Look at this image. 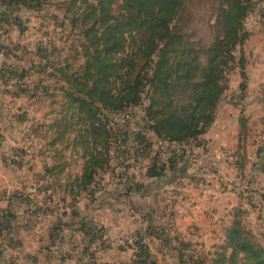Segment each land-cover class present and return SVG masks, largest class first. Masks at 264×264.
<instances>
[{
  "label": "rangeland",
  "instance_id": "obj_1",
  "mask_svg": "<svg viewBox=\"0 0 264 264\" xmlns=\"http://www.w3.org/2000/svg\"><path fill=\"white\" fill-rule=\"evenodd\" d=\"M168 1L24 0L5 6L0 0L1 205L16 201L25 218L77 209L90 234L67 236L74 243L65 248L84 247L82 263L141 261L135 241L142 223L150 217L165 220L171 212L158 191L160 178L146 175L152 157L164 160L171 149L155 135L151 121L199 117L203 71L213 65L223 92L235 74L243 77L253 54L254 13L264 11V0H244L242 39L227 43L229 49L219 41L226 33L228 0H175L171 9ZM167 10L171 39L152 54L153 36L164 33L159 18ZM103 37L112 74L105 90L118 89L128 72L125 78L143 81L138 103L106 107L97 101L99 90L89 88L99 78L93 67ZM137 47H143L138 55ZM155 69L150 99L147 79ZM40 243L49 247L48 235ZM146 243L155 247L157 240L149 237ZM186 243L179 245L182 256L168 247L152 256L158 264L209 263V252L199 251L200 241ZM227 257L226 264H254L241 252Z\"/></svg>",
  "mask_w": 264,
  "mask_h": 264
},
{
  "label": "crops",
  "instance_id": "obj_2",
  "mask_svg": "<svg viewBox=\"0 0 264 264\" xmlns=\"http://www.w3.org/2000/svg\"><path fill=\"white\" fill-rule=\"evenodd\" d=\"M250 43L253 54L246 57L245 78L240 73L233 76L217 102L211 124L194 141L168 144L171 149L165 157L172 153L180 156L174 168L159 177L158 191L164 197L165 209L171 212L165 220H144L139 234L145 242L149 241V227L156 224L174 239L173 246L179 248L177 238L190 245L196 239L201 243L200 252L212 253L216 245L224 243L225 230L239 213L243 227L258 243H264L263 10L254 13ZM7 200L6 205L0 200V264H88L82 263L87 254L80 244L68 251L65 248L74 243L67 236H85L79 229L82 218L77 209L70 214L64 206L60 212L49 211V216L36 218L32 213L25 218L17 212L19 203ZM46 235L49 247L40 243ZM25 236H29L28 245L24 244ZM37 241L39 245H35ZM209 243L213 246L208 247ZM147 246L151 254L167 251L160 240L156 248Z\"/></svg>",
  "mask_w": 264,
  "mask_h": 264
},
{
  "label": "trees",
  "instance_id": "obj_3",
  "mask_svg": "<svg viewBox=\"0 0 264 264\" xmlns=\"http://www.w3.org/2000/svg\"><path fill=\"white\" fill-rule=\"evenodd\" d=\"M21 1L24 2V0H1V4L10 6V4H18ZM174 1L175 0L168 1V9L172 8V4L174 3ZM226 8L227 10L224 11V28L226 30V33L219 41L221 44L229 43L231 46L235 45L237 42H241L242 35L240 33V23L247 12V5L244 0H228V2L226 3ZM169 12L171 13V11L167 10V12H164L159 18V20H161L159 28L160 31H163L164 33H159V35L153 36V42L155 46L150 51V53L152 54L157 53V51L161 52L162 49L159 48V44L163 43V46H165L167 40L171 39V32L169 30L170 20H166L164 15L165 13ZM102 40V45H100L99 49H96V51L98 52V58L95 59L96 64L93 67L95 74L97 75V77L99 76V78L96 79L95 86H91L89 88H91V90H99V96L101 97H99L97 101L99 103H102L106 107L121 109L124 106L138 103L144 90V85L142 83L143 81H140L136 78L133 80L129 77L125 78V75H127L128 72H125L124 78H122L119 82L118 89H115L114 91V89L111 87L108 91L105 90L106 84L110 82L112 74H109V62L106 60L109 51L106 45H104V42H106L107 39H104L103 37ZM229 44H227L228 49L230 47ZM118 45L119 43H114L115 47H118ZM142 48L139 49V47H137V55L138 52L142 53ZM133 56H135V53L133 54ZM203 72V90L200 93V100L202 101V103L200 101V103L198 104V107L201 110L199 112V117H196L191 121H175L171 120L169 117H162L161 119H154V121H151L153 132L157 137L160 138L163 143L175 142L181 144L189 140L194 141L214 120L217 102L227 87L223 90V92H221L218 86V81L215 80V68L213 67V65L208 66V68ZM244 75L245 72L243 73V78H245ZM156 77L157 73L155 69L153 74L147 79V86L149 87V91L151 92L150 99L155 91L157 81ZM241 89H244V82L241 84ZM152 104L153 102L151 101V107ZM150 110L152 111V108H150ZM153 118L154 117H152V120ZM179 156L180 155H177V153H172V156L165 157L164 160H161V158L159 159L158 157H152L153 163L148 167L146 175L150 178H159L164 176L167 170H171L172 168H174ZM93 173L94 170L91 168L89 178L92 177L91 175ZM81 180H83V177H81ZM238 216H240L239 213L237 214V218L226 228L224 243L218 245L214 252L209 253V263L205 264H226L228 258L227 254H229V256L231 257L232 255H235L239 252L250 257L254 261V264H264V245L258 243L253 233L243 227L242 222L241 220H239L240 218H238ZM150 220L152 221L151 217ZM79 229L85 236H88L90 234L89 229L86 227L85 222L82 219L80 220ZM163 232L164 231L161 230L160 226L156 224L151 225L147 231L150 238L153 237L157 240H160L161 243H163L170 249L177 250L178 254L182 256L184 252H182L183 249L181 248L187 246L188 244L185 241L177 238L176 241L179 243V245L182 246L181 248H177V246L175 247L171 244L174 239H172V237L169 235H165V233ZM137 240L139 241H135L137 245L135 249H139V252L137 253L143 257L137 264H157V261L154 260L152 256L153 254L150 253L147 243L144 241L142 236L139 235V238ZM179 259L180 261L182 260L181 257Z\"/></svg>",
  "mask_w": 264,
  "mask_h": 264
},
{
  "label": "built area",
  "instance_id": "obj_4",
  "mask_svg": "<svg viewBox=\"0 0 264 264\" xmlns=\"http://www.w3.org/2000/svg\"><path fill=\"white\" fill-rule=\"evenodd\" d=\"M175 142H170V143H168V144H174Z\"/></svg>",
  "mask_w": 264,
  "mask_h": 264
}]
</instances>
